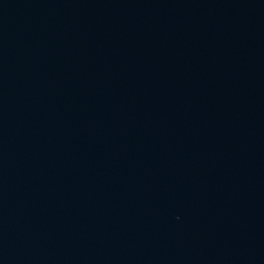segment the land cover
I'll return each instance as SVG.
<instances>
[{
	"label": "water",
	"instance_id": "water-1",
	"mask_svg": "<svg viewBox=\"0 0 264 264\" xmlns=\"http://www.w3.org/2000/svg\"><path fill=\"white\" fill-rule=\"evenodd\" d=\"M0 264H264V0H0Z\"/></svg>",
	"mask_w": 264,
	"mask_h": 264
}]
</instances>
